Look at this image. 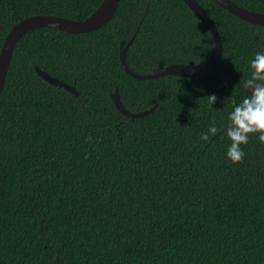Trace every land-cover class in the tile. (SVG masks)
Segmentation results:
<instances>
[{
    "label": "trees",
    "instance_id": "obj_1",
    "mask_svg": "<svg viewBox=\"0 0 264 264\" xmlns=\"http://www.w3.org/2000/svg\"><path fill=\"white\" fill-rule=\"evenodd\" d=\"M101 1L0 0V48L29 15L83 19ZM233 1L264 12V0ZM197 2L222 40L201 74L140 79L120 60L133 35L137 73L206 59L211 32L183 0H120L98 29L41 27L17 41L0 94V264H264V144L250 134L232 163L222 129L247 95L264 25ZM116 90L129 111L156 106L131 119ZM213 123L221 131L202 140Z\"/></svg>",
    "mask_w": 264,
    "mask_h": 264
},
{
    "label": "water",
    "instance_id": "obj_2",
    "mask_svg": "<svg viewBox=\"0 0 264 264\" xmlns=\"http://www.w3.org/2000/svg\"><path fill=\"white\" fill-rule=\"evenodd\" d=\"M120 0H102L100 5L93 11L89 16L83 19H74L68 18L53 14H32L29 15L15 24L11 26L7 34L5 35L1 48H0V94L2 92L5 77L7 74V70L10 64V59L12 56V52L17 41L29 31L41 28V27H50L55 28L61 31L69 32V33H83L98 29L105 25L114 15ZM188 7L197 15V17L208 26L209 31L211 32L213 38V50L208 55V57L198 63L195 64H183V63H174V64H166L162 67V69L158 71H152L150 73H137L132 71L126 63V51L133 40V37L128 40V42L124 45L121 43L120 46V60L124 69L133 77L140 79H150V78H158L167 74L173 75H192V74H201L212 69L222 54V40L217 31L215 23L207 13V11L197 2V0H183ZM220 6L224 7L229 12L233 13L237 17L256 24V25H264V12L253 11L247 9L241 5H238L233 0H214ZM34 69L36 73L47 81L50 84L57 85L63 87L70 93L74 95H79V92L75 88V86L70 85L66 82H63L56 77H53L48 72L39 68V66L34 65ZM240 88L242 86L240 85ZM245 91V90H244ZM112 101L114 102L116 108L125 116L135 119L137 117H142L144 115L149 114L156 106V103L150 107L149 109L132 112L129 111L123 105L119 94L116 91L111 93ZM227 125H225L222 129H226Z\"/></svg>",
    "mask_w": 264,
    "mask_h": 264
},
{
    "label": "clouds",
    "instance_id": "obj_3",
    "mask_svg": "<svg viewBox=\"0 0 264 264\" xmlns=\"http://www.w3.org/2000/svg\"><path fill=\"white\" fill-rule=\"evenodd\" d=\"M240 85L247 95L241 102L233 100L232 111L228 114V124L224 133L230 141L226 156L232 163H240L245 157L241 145L248 143L250 134H257L259 141L264 144V52H257L250 61L249 78L240 81ZM212 106L217 97H207ZM215 117H213V121ZM218 129L214 123L207 132L201 133V139L208 141L209 135L217 134Z\"/></svg>",
    "mask_w": 264,
    "mask_h": 264
}]
</instances>
